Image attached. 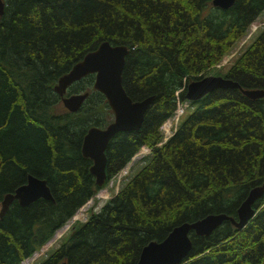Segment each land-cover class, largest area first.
Masks as SVG:
<instances>
[{
    "label": "trees",
    "instance_id": "obj_1",
    "mask_svg": "<svg viewBox=\"0 0 264 264\" xmlns=\"http://www.w3.org/2000/svg\"><path fill=\"white\" fill-rule=\"evenodd\" d=\"M0 16V206L29 175L47 181L53 199L14 200L0 217V264H22L147 146L149 161L99 212L76 220L67 239L38 264H136L145 245L176 225L210 213L236 217L251 187L264 184V97L215 89L189 101L175 131L161 126L185 102L186 85L207 75L247 34L264 0H3ZM130 48L123 83L133 100L155 99L139 130L114 136L107 180L96 183L84 136L113 121L95 74L67 95L89 92L71 112L55 91L59 78L102 42ZM264 89V26L223 76ZM181 264H264V193L242 229L224 221L208 236L190 232Z\"/></svg>",
    "mask_w": 264,
    "mask_h": 264
},
{
    "label": "water",
    "instance_id": "obj_2",
    "mask_svg": "<svg viewBox=\"0 0 264 264\" xmlns=\"http://www.w3.org/2000/svg\"><path fill=\"white\" fill-rule=\"evenodd\" d=\"M234 0H212V5L228 9ZM5 3L0 0V16L4 13ZM130 48L125 44H113L102 41L98 47L88 52L62 75L55 91L62 97L65 108L77 112L89 96V92L67 95L68 88L85 78L95 74L94 88L105 95L114 112V119L106 127H91L84 136L82 154L93 161L91 173L99 186L107 180V148L111 140L123 131L139 130L145 115L155 97L133 100L127 93L123 83V72L126 57ZM237 88L250 99L264 97V89H243L236 81L223 76L206 75L190 81L185 88V99L195 101L215 89ZM264 193V184L251 187L239 204L236 217L226 213H210L193 222H183L173 227L160 241H151L142 249L136 264H181L188 258L192 247L190 232L198 236H208L224 221L228 220L237 229H242L256 214V201ZM39 198L53 199L47 181L29 175L27 183L19 186L15 192L5 195L0 208V217L6 213L11 203L18 200L27 206ZM61 264H68L63 262Z\"/></svg>",
    "mask_w": 264,
    "mask_h": 264
},
{
    "label": "rangeland",
    "instance_id": "obj_3",
    "mask_svg": "<svg viewBox=\"0 0 264 264\" xmlns=\"http://www.w3.org/2000/svg\"><path fill=\"white\" fill-rule=\"evenodd\" d=\"M263 26H264V10L262 11L258 19L251 24V26L247 31V34L242 38H240L238 41H236L232 46L229 54L225 55L220 60L219 64L221 65L219 67L214 66L210 68L207 72V75L224 76L227 73V71L230 69L232 64L235 62V60L246 49V47L259 35L261 30L263 29ZM61 103L62 104H59L58 112L63 110L62 105L64 104L62 101ZM182 105L184 107V114L190 112L194 107V105L190 104L189 101L184 102ZM182 105L180 103V106ZM183 117L184 116L182 113L177 124L181 122ZM168 121H166V123H164L163 126L161 127L163 131H165L168 128ZM173 131L174 128H172L171 132L173 133ZM151 151L152 150L150 147L147 146L142 147V149L138 152L140 153L139 156L135 155L136 157L134 156L135 158H132L131 162L127 165V167H129L130 170L127 168L126 170L123 169L121 171L120 175L123 174L124 175L120 182H119V177L110 180L108 184L93 199H91L86 205H84L75 214V216L71 220H69L67 225H65L62 229H60L57 232V234L53 237L51 241H49L41 250L35 253L32 257L25 259L22 264H38L42 260L47 258L56 248H58L67 239L69 235V230L71 228V225L74 223L75 217L77 218L78 221L80 220L81 222H84L87 218H89L92 212H99L102 209V207L105 205V203L116 194L117 190L125 183H127L131 178H133L149 161V156ZM125 171H128V174L125 175ZM78 214L81 215L77 217Z\"/></svg>",
    "mask_w": 264,
    "mask_h": 264
},
{
    "label": "built area",
    "instance_id": "obj_4",
    "mask_svg": "<svg viewBox=\"0 0 264 264\" xmlns=\"http://www.w3.org/2000/svg\"><path fill=\"white\" fill-rule=\"evenodd\" d=\"M184 112V109L183 107L180 106L179 104V107L177 108L176 112H175V115L174 117L172 118V121H169L168 122V128L164 131V137L165 139H167V137H169L172 132H171V129L172 127H176V124L178 122V118L179 116ZM168 135V136H167Z\"/></svg>",
    "mask_w": 264,
    "mask_h": 264
}]
</instances>
